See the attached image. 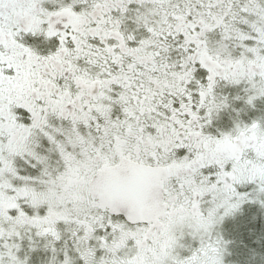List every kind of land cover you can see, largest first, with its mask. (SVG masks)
Returning a JSON list of instances; mask_svg holds the SVG:
<instances>
[{"label": "snow or ice", "instance_id": "snow-or-ice-1", "mask_svg": "<svg viewBox=\"0 0 264 264\" xmlns=\"http://www.w3.org/2000/svg\"><path fill=\"white\" fill-rule=\"evenodd\" d=\"M0 264H264V0H0Z\"/></svg>", "mask_w": 264, "mask_h": 264}, {"label": "rangeland", "instance_id": "rangeland-1", "mask_svg": "<svg viewBox=\"0 0 264 264\" xmlns=\"http://www.w3.org/2000/svg\"><path fill=\"white\" fill-rule=\"evenodd\" d=\"M255 212V208H247L243 217L238 218L235 222L228 221L225 223V235L229 238H234L237 241V244L233 246L234 255L231 259L243 260L247 255V249L240 244L241 240H243L245 244L255 247V245L252 244V238L248 231L249 229H254L257 234L260 231L259 220L255 223L250 222V218Z\"/></svg>", "mask_w": 264, "mask_h": 264}, {"label": "flooded vegetation", "instance_id": "flooded-vegetation-1", "mask_svg": "<svg viewBox=\"0 0 264 264\" xmlns=\"http://www.w3.org/2000/svg\"><path fill=\"white\" fill-rule=\"evenodd\" d=\"M228 116H229V114H227V113L222 115V118H221V123L222 124L227 125L229 123Z\"/></svg>", "mask_w": 264, "mask_h": 264}]
</instances>
